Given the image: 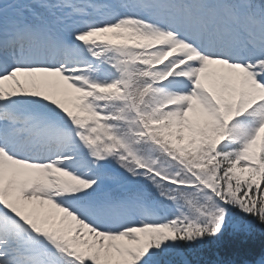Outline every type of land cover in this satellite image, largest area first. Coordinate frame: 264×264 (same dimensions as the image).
<instances>
[{"label":"snow or ice","instance_id":"1","mask_svg":"<svg viewBox=\"0 0 264 264\" xmlns=\"http://www.w3.org/2000/svg\"><path fill=\"white\" fill-rule=\"evenodd\" d=\"M235 213L264 227V0H0V264H191Z\"/></svg>","mask_w":264,"mask_h":264},{"label":"trees","instance_id":"2","mask_svg":"<svg viewBox=\"0 0 264 264\" xmlns=\"http://www.w3.org/2000/svg\"><path fill=\"white\" fill-rule=\"evenodd\" d=\"M264 253V227L256 225L249 231L245 219L235 213L229 218L224 235L215 242L185 249L184 258L191 264H246ZM178 264L182 258L176 257Z\"/></svg>","mask_w":264,"mask_h":264}]
</instances>
